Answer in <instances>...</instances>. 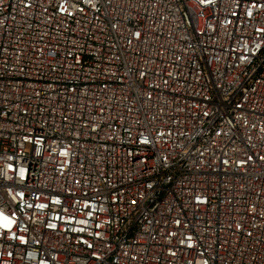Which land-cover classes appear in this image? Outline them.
I'll return each mask as SVG.
<instances>
[{
  "label": "built area",
  "instance_id": "2783aa9c",
  "mask_svg": "<svg viewBox=\"0 0 264 264\" xmlns=\"http://www.w3.org/2000/svg\"><path fill=\"white\" fill-rule=\"evenodd\" d=\"M0 264H264V0H0Z\"/></svg>",
  "mask_w": 264,
  "mask_h": 264
}]
</instances>
